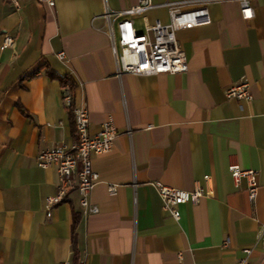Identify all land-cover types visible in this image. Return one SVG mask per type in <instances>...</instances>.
Listing matches in <instances>:
<instances>
[{
	"label": "crops",
	"instance_id": "obj_1",
	"mask_svg": "<svg viewBox=\"0 0 264 264\" xmlns=\"http://www.w3.org/2000/svg\"><path fill=\"white\" fill-rule=\"evenodd\" d=\"M137 1L17 0L16 8L0 0V264H73L75 254L83 264H235L246 247L248 264H264V0L249 1V18L238 0L207 2L208 24L176 32L186 72L118 74L108 30ZM151 1L133 17L137 33L145 24H167L164 4L185 0ZM6 35L12 46L4 45ZM47 70L74 82L90 135L108 117L116 127L112 149L91 158L95 214L83 215L70 191L46 216L57 173L37 166L36 156L74 139L62 88ZM241 78L252 99H227L225 90ZM232 163L257 172L253 200L244 179L234 184ZM154 180L203 187L207 195L179 205L174 220ZM109 184L117 185L115 194Z\"/></svg>",
	"mask_w": 264,
	"mask_h": 264
},
{
	"label": "built area",
	"instance_id": "obj_2",
	"mask_svg": "<svg viewBox=\"0 0 264 264\" xmlns=\"http://www.w3.org/2000/svg\"><path fill=\"white\" fill-rule=\"evenodd\" d=\"M48 6L54 5V0H37ZM215 0H185L179 2H168L164 5L168 8L169 22L162 24L156 21L153 24H145V31L137 33L133 26V17L142 15L154 6L151 0H138L127 9L120 12L125 17L116 23L115 30L109 28L108 34L111 39V51L118 62V74L127 73L133 75H152L162 73H181L187 71V58L176 37V32L181 29H189L210 22L207 2ZM250 0H238L241 15L244 18L252 16ZM10 2L18 8L17 0ZM194 3L198 6L181 10V5ZM109 20L113 13L105 12ZM5 46H12L13 38L4 36ZM60 60L65 59L63 51L56 53ZM62 88V103L72 114L74 139L71 143L62 142L50 148L38 152L36 164L41 168L54 166L57 173V191L53 196L46 198V216L49 217L51 210L63 201L70 191L78 193L79 206L83 215L95 214L98 207L90 200L92 188L98 182V174L92 169V155L102 154L112 149L117 130L111 117H108L101 125L96 134L90 135L89 116L87 107L75 105L73 92L69 86ZM227 99L251 100L252 94L248 81L241 78L238 82L231 84L225 90ZM130 131L128 130V133ZM228 173L234 184L239 186L242 179L246 182L248 198L253 200L257 194V172L254 169H242L237 163L228 165ZM208 176H204L207 179ZM151 184L160 196L163 207L174 220L179 219L178 206L184 203L196 204L200 198L207 195L203 187L191 190L175 188L154 180ZM109 194H115L117 185H108ZM259 240L264 248V225L260 228ZM228 240L224 241L226 245ZM245 256L238 259L235 264H248L251 249L243 248ZM58 264H68L59 262ZM78 264H83L79 262Z\"/></svg>",
	"mask_w": 264,
	"mask_h": 264
},
{
	"label": "trees",
	"instance_id": "obj_3",
	"mask_svg": "<svg viewBox=\"0 0 264 264\" xmlns=\"http://www.w3.org/2000/svg\"><path fill=\"white\" fill-rule=\"evenodd\" d=\"M42 67V66H41ZM40 67L36 70H34L32 73H30L27 77H31L34 76L38 71H39ZM46 73L50 76V77H55L58 79L60 86L64 87V86H69V88L71 89V91L73 92L74 89V82L71 80L70 77L68 76H57L55 74H53L50 70H47ZM73 264H78V259H77V255L75 254L74 257V261Z\"/></svg>",
	"mask_w": 264,
	"mask_h": 264
}]
</instances>
